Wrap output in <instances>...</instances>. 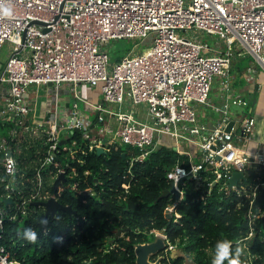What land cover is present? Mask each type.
Instances as JSON below:
<instances>
[{
    "label": "built area",
    "instance_id": "2783aa9c",
    "mask_svg": "<svg viewBox=\"0 0 264 264\" xmlns=\"http://www.w3.org/2000/svg\"><path fill=\"white\" fill-rule=\"evenodd\" d=\"M205 35H216L214 44ZM121 38L134 43L113 60L111 41ZM6 43L10 51L0 65V122L13 126L0 137L2 231L7 205L13 210L7 216L17 219L27 216L32 205L45 209L36 201L58 199L50 186L61 172L66 177L61 184L77 186L80 172L72 162L83 160L79 152L126 145L131 167L165 145L189 161L178 160L167 171L179 196L165 209L175 220L181 217L177 200L184 197L188 178L203 198L215 185L227 194L236 191L249 202L251 228L243 243L248 249L257 216L253 204L264 176L249 181L247 168L264 169V154L251 155L237 146V140L243 143L253 135L256 117L245 111L239 118L230 114L231 104L247 108L250 103L235 91L231 66L245 53L264 66V0H0V47ZM216 75L221 104L210 100ZM244 77L260 78L254 64ZM41 87L51 104L37 114L38 95L30 94ZM206 105L220 112L214 126L200 113ZM67 136L69 147L63 148ZM235 170L247 179L229 186ZM161 236L167 249L177 245L166 232ZM20 263L0 244V264Z\"/></svg>",
    "mask_w": 264,
    "mask_h": 264
},
{
    "label": "trees",
    "instance_id": "16d2710c",
    "mask_svg": "<svg viewBox=\"0 0 264 264\" xmlns=\"http://www.w3.org/2000/svg\"><path fill=\"white\" fill-rule=\"evenodd\" d=\"M130 47L111 48V55L120 59ZM254 61L250 53L234 58L233 85L245 83L244 73ZM6 124L0 122V127ZM74 136L80 138V133ZM79 154L83 160L72 162L80 172L77 186L66 181L57 188L50 186L63 204L72 206L73 214L65 210L46 214L42 206L32 205L27 216L11 219L7 215L13 210L6 206L0 244L20 264H137L136 244L154 240L153 229H165L168 241L177 243L193 260L186 261L185 254L162 252V264H264V187L254 200V233L244 249L251 228L249 202L236 191L227 194L215 185L203 198L188 178L183 184L185 195L177 200L181 217L175 220L173 215L169 220L166 216V206L176 200L173 194L160 197L171 186L167 171L178 160L189 164L173 147H158L131 167L126 145ZM247 172L249 181L264 176V169L256 165ZM119 228L123 231L115 237ZM230 241L225 255L223 250Z\"/></svg>",
    "mask_w": 264,
    "mask_h": 264
},
{
    "label": "rangeland",
    "instance_id": "374dc122",
    "mask_svg": "<svg viewBox=\"0 0 264 264\" xmlns=\"http://www.w3.org/2000/svg\"><path fill=\"white\" fill-rule=\"evenodd\" d=\"M205 39H207L210 43L214 44L215 42V39H217V36L214 35V36H207L205 35ZM134 41L133 40H129L127 38H121V39H114L111 41V48L112 49H121V48H125L127 46H131L133 45ZM144 45H142L143 47ZM9 46L8 44H4L2 47H0V65H2L4 63V61L7 59L8 57V54H9ZM113 60H115L114 57H112ZM254 65L256 64L255 61L253 63ZM263 67V70H264V66ZM220 77L218 75L215 76L214 78V81H213V84H212V90H211V96H210V100L212 102V104H221V101H222V98H221V91H222V84L220 82ZM250 83V82H249ZM248 84V80L245 81V83L243 85H240V86H235L234 85V89L236 90H241L243 89L242 91L244 92V88L247 86ZM253 88V87H252ZM38 95V101H37V112L40 113L41 112V108L42 106H44V103L41 104V102L46 98V92L44 90L43 87L40 88V91L39 93H31L30 96L32 97H35ZM87 95V94H85ZM248 99H252V96L251 95H247ZM1 101V100H0ZM35 102V101H34ZM39 105V106H38ZM203 110H207L209 109V111L214 114L216 117L217 115H220V112H218L215 107L213 105H206V106H202ZM248 108V107H247ZM246 110V106L244 105H238V104H231L230 105V108H229V111H230V114L233 118H239L240 115ZM91 116L93 117L94 116V113H91ZM44 123H46L47 125V119L44 121ZM13 124L11 123H8L6 125H3L0 127V137L2 136H7L9 134V130L12 128ZM65 129H61V134L64 133ZM162 141H164V139H162ZM237 146L241 147V148H244V146H247L246 145V139L243 141V143H241L240 141L237 140ZM63 148H68L69 147V143H63L61 144ZM24 154V151H22L21 153V156H23ZM186 156V155H184ZM165 229H162V230H159V233L160 234H155L154 235V239L158 236H161L162 234H165ZM162 252H168L170 253V255L172 256H176L177 253H181V254H185L183 253V251L181 250V248L176 245V246H173L172 248H165L153 255H150V260L152 261H155L156 259H163L164 257V254ZM166 254V253H165ZM186 256V261L188 262H192V257L189 255V254H185ZM162 264V262H161Z\"/></svg>",
    "mask_w": 264,
    "mask_h": 264
},
{
    "label": "water",
    "instance_id": "95a60500",
    "mask_svg": "<svg viewBox=\"0 0 264 264\" xmlns=\"http://www.w3.org/2000/svg\"><path fill=\"white\" fill-rule=\"evenodd\" d=\"M36 22H40L39 20H36ZM41 23V22H40ZM47 30V28H45ZM235 120L232 119L229 121V123L226 126L227 130H230L232 125L234 124ZM76 130H79V128H76ZM68 140V136L64 138L61 142L65 143ZM97 151L99 153L105 152V149L103 146L97 147ZM123 156H126L125 153H123ZM210 165V164H209ZM65 174L61 172L59 176L56 178L54 182V187L57 188L63 179H65ZM247 179V176L240 170L233 171L230 179H229V186H232L234 184L238 183L239 179ZM184 179H182L183 182ZM171 192H174L175 196H179V192L171 185L169 188L165 189L161 194L160 197L166 196L171 194ZM9 201L11 199H8ZM35 204H42L45 207L46 214L54 215L58 210H65L69 212V214L74 213V209L70 204H63L59 199H57L55 196L49 197L47 200L43 201H36ZM166 216L171 220V212L166 210ZM2 231V228H0V232ZM123 231V228H119L116 231L115 237L118 236ZM114 241V238L111 239V242ZM166 248V242L162 236L156 237L154 240L149 242H140L136 244L135 247V253H136V262L137 264H161V259H156L155 261L150 260V255H153L163 249Z\"/></svg>",
    "mask_w": 264,
    "mask_h": 264
},
{
    "label": "crops",
    "instance_id": "0c3cea01",
    "mask_svg": "<svg viewBox=\"0 0 264 264\" xmlns=\"http://www.w3.org/2000/svg\"><path fill=\"white\" fill-rule=\"evenodd\" d=\"M255 67L257 68V75L260 78H257L255 81H248L247 86L244 88V92L241 90L235 91L238 94H242L247 97V95H251L252 99H248L250 104L248 108H246L245 112H250L251 114L255 115L256 117V125H255V131L252 136H250L248 139H246V145L244 146L245 150L249 152L251 155H254L255 152L258 150L259 152H262L264 154V70L263 65H261L259 62H255ZM250 82V83H249ZM234 86V85H233ZM253 87V88H252ZM33 92V91H32ZM248 98V97H247ZM48 98L46 97L42 102H46L45 106H42L41 112H37V101L38 96L35 101V109L37 114L43 113L44 107H48L51 103ZM39 106V105H38ZM200 113L202 116H204V119L208 122V125L214 126L220 115L212 114L209 109L206 111L203 110V108H200Z\"/></svg>",
    "mask_w": 264,
    "mask_h": 264
}]
</instances>
